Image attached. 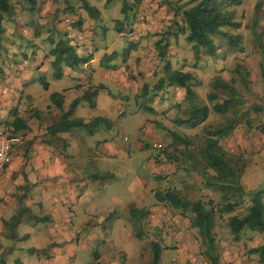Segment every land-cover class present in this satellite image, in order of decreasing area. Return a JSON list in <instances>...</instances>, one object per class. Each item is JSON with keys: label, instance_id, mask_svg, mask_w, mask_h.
Wrapping results in <instances>:
<instances>
[{"label": "rangeland", "instance_id": "rangeland-1", "mask_svg": "<svg viewBox=\"0 0 264 264\" xmlns=\"http://www.w3.org/2000/svg\"><path fill=\"white\" fill-rule=\"evenodd\" d=\"M83 1H87L99 12L107 15V19L104 21L110 27L107 28L105 36L99 37L102 39L103 36L101 42L107 41L112 35H115L116 32L113 28L115 19L112 21L113 16L110 17L107 0H53L58 15L50 17L51 23L53 20H59L58 17L64 14L77 17L80 15V8L89 15L82 7ZM164 1L166 3L159 0H143L137 8L136 14L129 11L126 15L127 30L133 25L134 34H139L146 28H143L144 24H141V30H139L138 22L157 24L152 30L147 31L149 40L145 46L147 60L155 61L150 68V71L154 72L153 78L145 84L147 88L144 89L143 85L138 87V92L134 97H130L131 93L125 91L119 92L127 94L121 97L117 90H112L114 95H108L114 102V108L118 107L124 110V114L121 116H118L114 110L110 112L109 117L113 119V126L108 128V133H106L112 137L111 140H113L118 153L113 155L110 160L94 161L92 167L82 174L80 181H86L87 176L92 173L108 172L112 174V178L100 179L92 184L90 189L92 198L88 200V196L84 205L88 212L99 215L100 218L103 212L99 210L107 209V212H112L110 218L103 224L108 238V243L104 246L105 249L113 250L114 246L128 245L130 249L127 251H134L137 249V242L140 244L139 254L128 257L125 251L118 252L120 264H151L152 242H157L162 247L160 252L162 264H215L207 255L203 237L198 229L190 224L192 213L189 210L171 206L167 201L157 200L155 195L157 191L168 190L179 193L184 199L201 201L207 208L214 209L212 233L218 259L216 264H258V254L250 250L264 243V232L245 228L240 233V239L234 240L227 224L229 216L242 215L247 211L250 204L249 197L243 198L234 211L220 212L219 206L223 204V192L214 183V171L206 166L200 149L204 145L209 130L235 118L237 120L235 130L228 136V139L219 140L227 154L233 159L239 158V165L245 168L251 159L260 157L258 153H264V141H260L264 136V0H241V3L230 6V9L235 12V21L238 22V25L224 26L222 30L228 34L239 36V40L235 42V45H231L228 37L215 36L214 42L217 48L214 56L201 53L200 59L196 61L185 35H179V50L185 56L190 55L192 59L187 63V58L181 56L180 61L174 66L181 69L188 67L187 71H190L198 81L193 85L196 94L195 103L197 105L206 104L210 108L207 120L194 128L175 123L177 118H186L193 105V102L185 97L184 88L170 86L154 91L156 82L163 73L165 63V60L157 58L155 42L161 37L163 40L167 38L169 42L167 52L169 47H177L178 44L174 39L175 34L170 36L172 32L177 31L176 24L178 23L171 21L172 23L168 24L164 22L165 19L161 21V17L166 14V11H168V15H171L176 9L180 10L177 8L180 0ZM39 2L40 0L36 4L39 6L38 9L42 8V4H46L44 0L43 3L40 2V5ZM152 2L156 4V11L153 10V13L150 14L152 19L148 21L144 12L148 10L150 13L153 7L150 5ZM112 3L118 4L119 7L122 6L121 0ZM37 14L39 11L30 12V16ZM41 14L42 16H38L40 19L37 21L38 23L45 22L48 17L46 13ZM120 15L118 9L116 18H120ZM124 18L125 16H122L121 19ZM154 18L158 21H154ZM27 20L29 27L24 23L28 28L25 31L21 28L22 32L14 29L11 36L12 39L18 40L23 45V52L27 58L25 59L22 54L18 53L21 64L24 61L32 63V56L37 50L33 45V43H37L34 42L35 36L40 34L42 40L48 38L55 40L60 37L61 33L58 34L57 30L64 23L62 21V24H58L56 29H49V23L46 22L43 25V30H40L41 26L37 22L32 21L30 25L31 20L29 18ZM7 21L6 19L5 22L8 23ZM167 30L170 32L167 33ZM6 32H8L7 29L0 39V72L4 75H8L6 68L9 69L8 66H11L10 62L13 61L9 55L12 51L9 45H6L10 41V36ZM20 32L24 35L23 37H20ZM143 36L145 37L146 33ZM43 45L49 47L48 43H43ZM45 46L41 49V56H44L48 49ZM151 46L155 50H152ZM122 49V47L119 49L121 53L116 62L125 67L126 53H123ZM140 63L139 60L136 61V64ZM45 64L49 67L42 69L43 72L39 71L43 78L55 85L65 83V80L54 79L52 65L48 61H45ZM237 65L242 67L238 72L235 71ZM144 72L143 70L140 74H144ZM39 73H35L33 81L37 90L43 93L44 85ZM12 77L4 78L5 83H12L14 81ZM215 78H221L231 83L239 94L238 100L225 113H217L213 110V104L216 101L222 102L229 97L228 90L220 87L213 88ZM209 92L217 95L214 100L207 98ZM47 96L45 95V97ZM135 99L140 105L135 104ZM6 102L9 104V99H5L4 104H7ZM145 105L151 106L152 110L145 109ZM84 129L81 126L74 127V131L77 132ZM172 133L188 138L190 143L176 142ZM241 134L242 139H237ZM80 139H77L75 145L76 152L79 153L81 150L85 151L82 148L86 145L80 143ZM150 171L148 176L147 173ZM139 176H143L149 181V185L144 190L147 194L144 196L137 195L144 184L142 180H139ZM241 185L245 191L259 188L264 190V177L261 181L253 184L255 187L252 190H247L242 183ZM93 202L97 204V208H92ZM262 202L264 205V197ZM134 204L138 209L145 208L143 210H146L147 213L139 220L133 218L130 213L131 219L128 221L121 214L126 208H132ZM130 224L133 236L130 233ZM173 227L175 228L172 229ZM138 232L142 234L140 237ZM85 257L90 259L91 251L85 254Z\"/></svg>", "mask_w": 264, "mask_h": 264}, {"label": "crops", "instance_id": "crops-1", "mask_svg": "<svg viewBox=\"0 0 264 264\" xmlns=\"http://www.w3.org/2000/svg\"><path fill=\"white\" fill-rule=\"evenodd\" d=\"M38 1L36 0L35 4L31 6L24 0H12L13 14L7 21L8 23L5 22L6 20L3 21V26L8 31L6 33L10 36V41L6 45H9L12 51L9 55L13 61L10 62L9 69L6 68L9 76L0 72V122L14 126L12 123L14 118H21L22 121L17 122L18 129L15 131L21 136L22 141L13 147L12 161L0 173V258H3V264H120L118 252L125 251L128 257L139 254L140 244L137 242L138 246L134 251H127L130 249L128 245L114 246L113 250L105 249L104 246L108 243V238L103 224L110 218L112 212H107V209L99 210L103 212L100 218L99 215L88 212L84 205L88 196V200L92 198L90 196L92 184L100 179L109 178L112 174L108 172L92 173L87 176L86 181H80V178L88 168L92 167L94 161L110 160L113 155L118 153L113 140H111L112 137L106 133H108L107 129L113 126V119L109 117L110 112L114 110L118 116H121L124 114V110L118 107L114 108V102L108 95H114L112 90H117L121 97L126 93H131L130 97H134L138 92V87L144 86L153 78L154 72H151L150 68L155 61L147 60L145 46L149 40L147 31L152 30L157 24L138 22L139 30H141V24H144L143 28L146 27L139 34H134L133 25L126 31L118 32L115 27L116 20L121 19L123 15L120 13V18H116L117 11L119 9L120 12L121 6L113 4L112 2L116 0H112L107 3V6H109L110 17L113 16L112 21L115 19L113 28L116 34L107 41L101 42L103 36L106 35L107 28L110 27L104 21L107 19L106 14L99 12L95 17H92L80 8V15L77 17L64 14L58 17L59 20H53L51 23L50 17L58 15L53 0H44L46 4H42L40 9H38L39 6H36ZM159 1L166 3L164 0ZM186 1L180 0L179 5H183ZM40 2L43 3V0ZM150 5L153 6L150 13L148 10L144 12L148 21L152 19L150 14L153 13V10L156 11L155 2ZM31 11H39V14L30 16ZM175 12L168 15V11H166L164 18L161 17V21L165 19L164 22L172 23ZM41 13H46L48 17L45 22L38 23L37 21H40L38 16H42ZM27 18L31 20L30 25L32 21L37 22L41 26L40 30H43V25L46 22L49 23V29H56V26H59L58 24L62 21L64 23L57 30L58 34L61 33L60 37L55 40L53 38L42 40L40 34L35 36L34 42L37 43H33V45L37 50L32 56L33 61H31L32 63L24 61L21 64L17 54L20 53L25 59L27 58L23 52V45L18 40L12 39L11 36L14 29L22 32L29 27ZM175 20H178L179 25L182 24L180 15H177ZM108 21L110 22V20ZM154 21L158 20L154 18ZM103 22H105L104 25ZM21 32L20 37H23ZM175 32L176 30L170 36H173ZM26 33H28L27 30ZM144 33H146L145 37ZM101 35H103L102 39L99 38ZM138 35L139 37H137ZM179 35L174 37L178 43H176L177 47H169V60L172 68L187 71L189 70L187 66L184 69L174 66L180 61L181 56H185L179 50ZM64 37L70 40L78 53L91 54L92 58L76 68L63 66L62 74L59 77H54L53 71L54 79L65 80L62 85H55L43 78L39 71L43 72L46 67H49L45 61L51 64L53 60L50 50L60 38ZM43 43H48L49 47ZM43 46L48 49L44 56H41L40 52ZM121 47L123 53H126L125 67L116 62L121 53L119 50ZM128 47L129 51L125 52ZM151 48L155 50L153 46ZM113 52L115 54L111 55L108 65L114 66L102 67L100 65L102 57ZM185 57L187 63L192 59L190 55ZM138 60L141 62L140 64H136ZM143 70L144 74H140ZM36 72L40 74L43 85L45 84L43 93L35 87L33 80ZM10 76H13L14 81L5 83L4 78ZM162 76L163 73L160 77ZM175 88L179 87L175 86ZM94 90L96 94L90 98L94 106H90L86 100H81L69 118H80L87 123L93 118L101 116L109 120L108 125L102 124L91 133H88L86 129L80 132L74 131L75 126L68 131L50 130V126L59 120L62 111L68 109L73 99L80 98L85 92ZM121 91L126 93H119ZM53 92L63 95L62 109L52 103L50 94ZM45 95H48V98ZM5 99H9L10 103L4 104ZM134 101L135 104L138 103L136 99ZM23 123L26 127H22ZM78 138H81L80 143L87 145L82 148L85 151L81 150L80 153L75 149ZM237 139H242V134ZM260 141H264V136ZM258 154L260 157L254 160L250 156L251 160L241 175V183L244 187L246 186L247 190H252L255 187L253 184L261 181L264 177V153ZM149 173L151 171L147 175ZM139 180H142L144 184L137 195L144 196L147 194L144 190L149 185V181L143 176H139ZM93 204L92 208H97V204L94 202ZM133 207L138 208L136 204ZM130 208H126L121 214L128 221L131 219ZM19 212L21 219L16 227L4 225L6 220H10ZM130 233L133 236L131 224ZM90 251L91 258L87 259L85 254Z\"/></svg>", "mask_w": 264, "mask_h": 264}, {"label": "trees", "instance_id": "trees-1", "mask_svg": "<svg viewBox=\"0 0 264 264\" xmlns=\"http://www.w3.org/2000/svg\"><path fill=\"white\" fill-rule=\"evenodd\" d=\"M24 1L31 6L36 2V0ZM111 1L112 0H107L106 3ZM121 1L122 6L120 13L125 16V18L116 20L115 27L118 32L127 30V13L133 11L136 14L138 11L137 8L143 0ZM236 3H241V0H187L183 5L177 7L180 8V10L176 9L172 22L178 23L175 19L177 15H180L182 24H176L177 31L175 32V35H186V41L190 43L196 61L200 59L201 53L212 56L215 55L217 48L214 42L215 36L228 37L231 45H235V42H238L239 36L228 34L222 30L224 26L232 27L238 25V22L235 21V12L230 9V6ZM82 7L92 17H95L99 13L98 9L87 1H83ZM12 14V0H0V39L5 31L3 21L6 19L9 20ZM166 32L169 33L170 31L167 30ZM168 46L169 42L167 38H164L163 40V37H161L155 42L157 58L165 60V63L163 66V76L156 82L154 91L170 86L184 88L185 97L190 99L193 102V105L188 116L186 118H177L175 123L176 125H185L189 128L197 127L207 120L210 114V108L206 104L197 105L195 103L196 94L193 85L198 81L190 71H182L180 69L172 68L169 54L167 52ZM129 49V47L126 48L125 52H128ZM50 54L53 56L51 64L54 71V77L61 76L63 66L76 68L87 63L92 58L91 54L85 55L83 53H78L67 37L60 38L50 50ZM113 54H115V52L110 55H104L100 61V65L108 68L110 66L108 65V61ZM112 66L114 65H111L110 67ZM239 69H242V67L237 65L235 71L238 72ZM213 83V88L220 87L229 92L228 98L224 99L222 102L216 101L213 104V110L215 112L225 113L228 108L238 100L239 94L233 85L226 82V80L215 78ZM145 88H147L146 85H144V89ZM95 94V90L92 92H85L80 98L73 99L68 109L62 111L59 120L50 126V130L68 131L74 126H81L84 127L88 133H91L92 130L98 128L102 124L108 125L110 123L109 120L101 116H97L87 123L80 118H69L73 115L75 107L81 100H86L90 106H94V103L90 98ZM216 96L217 95L212 92L207 94L209 100H214ZM50 99L54 105L62 109L63 95L61 93H51ZM145 109L152 110V107L145 105ZM21 121V118H14L12 123L14 124L15 130L18 129L17 122ZM236 122L237 120L232 118L225 124L220 125L213 130H209L208 135L204 140V145L200 149V153L206 166L214 171V183L219 187V190L223 192V204L219 206L220 212L230 213L235 210L240 202H242L243 198L249 197L250 199V204L244 214H233L229 216L227 220L230 234L234 240H239L240 233L245 228L264 232V205L262 202L264 190L261 188L253 191L244 190L240 181L244 168L239 165V158H231L219 142L220 139L227 138L235 130ZM22 127H26L24 123L22 124ZM172 134L174 139H176V142H182L184 144L190 143L188 138L182 137L176 133ZM155 195L158 201H167L171 206L179 207L183 210H189L192 213L190 224L192 227L198 229L203 237L207 249V255L212 259L213 263L216 264L218 259L215 251V240L212 233L214 209L212 207L207 208V206L201 201L184 199L179 193L172 190L165 192L157 191ZM130 213L133 218L139 220L146 215L147 211L132 207ZM20 216L21 213L19 212L10 220H6L4 225L8 227H16L21 219ZM141 235V232H138V236L140 237ZM151 247L153 252L151 264H162L160 262V252L162 247L157 242H152ZM250 251L258 254V264H264V243L252 248ZM0 264H3V258H0Z\"/></svg>", "mask_w": 264, "mask_h": 264}, {"label": "built area", "instance_id": "built-area-1", "mask_svg": "<svg viewBox=\"0 0 264 264\" xmlns=\"http://www.w3.org/2000/svg\"><path fill=\"white\" fill-rule=\"evenodd\" d=\"M21 141L22 138L16 133L13 125L0 123V173L10 165L12 149Z\"/></svg>", "mask_w": 264, "mask_h": 264}]
</instances>
